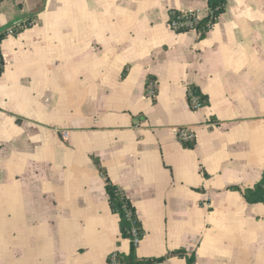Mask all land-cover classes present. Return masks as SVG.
<instances>
[{
  "label": "crops",
  "instance_id": "0c3cea01",
  "mask_svg": "<svg viewBox=\"0 0 264 264\" xmlns=\"http://www.w3.org/2000/svg\"><path fill=\"white\" fill-rule=\"evenodd\" d=\"M12 1L21 11L0 23L14 29L1 44L0 264H120L130 240L107 179L135 208L140 258L184 249L194 264H264V202L241 191L264 172V0H226L202 38L167 20L203 19L208 0ZM190 87L207 97L197 109Z\"/></svg>",
  "mask_w": 264,
  "mask_h": 264
},
{
  "label": "trees",
  "instance_id": "16d2710c",
  "mask_svg": "<svg viewBox=\"0 0 264 264\" xmlns=\"http://www.w3.org/2000/svg\"><path fill=\"white\" fill-rule=\"evenodd\" d=\"M226 0H208V5L210 12L207 17L203 18L197 29L200 32V38L204 37L211 26L217 21L221 13H223L225 8ZM193 94L197 97L200 106H203L207 102V97L200 93L195 87H190ZM188 101L192 109V103L190 97L188 96ZM185 147L191 148L193 143L183 141ZM106 192L109 197V203L111 210L116 213L119 217V228L121 236L123 238H128L130 240V251L128 254H116L113 258L114 262L120 264H158L164 261L167 257L172 255H177L185 258L187 264H194V254L187 253L184 249H177L166 256L159 258H140L136 254V245L132 238V229L136 228L138 230L140 239L144 235L141 223L137 217L135 208L126 197L125 193L121 191L116 185H114L110 180L107 179ZM241 190V189H240ZM242 194L248 203H259L264 202V172L262 174L261 180L255 184L252 188H245Z\"/></svg>",
  "mask_w": 264,
  "mask_h": 264
},
{
  "label": "built area",
  "instance_id": "2783aa9c",
  "mask_svg": "<svg viewBox=\"0 0 264 264\" xmlns=\"http://www.w3.org/2000/svg\"><path fill=\"white\" fill-rule=\"evenodd\" d=\"M202 20L201 14L197 10H189V11H177L172 10L169 12V17L167 20V27L174 31H190L197 29L200 21ZM14 34L13 28H7L5 31L0 32V71L3 68V58H2V50L1 44L5 36ZM155 95V87L151 85L148 91V96L153 97ZM188 96L190 97L192 107L197 109L200 107L199 101L197 97L193 94L191 90L188 91ZM61 135L66 138L67 132H61ZM176 135L180 141L190 142L195 138V133L191 130L190 127H182L176 130ZM132 238L134 244H137L140 241V236L138 230L136 228L132 229Z\"/></svg>",
  "mask_w": 264,
  "mask_h": 264
},
{
  "label": "rangeland",
  "instance_id": "374dc122",
  "mask_svg": "<svg viewBox=\"0 0 264 264\" xmlns=\"http://www.w3.org/2000/svg\"><path fill=\"white\" fill-rule=\"evenodd\" d=\"M20 0H17V2H19ZM0 23H4V21L8 20V17H10V15H8L9 12H7V10H16V12H19L21 10L18 9V7L15 5V3L12 0H0ZM27 8V7H25ZM11 14V13H9ZM7 15V16H6ZM6 24V23H5ZM4 24V25H5Z\"/></svg>",
  "mask_w": 264,
  "mask_h": 264
}]
</instances>
